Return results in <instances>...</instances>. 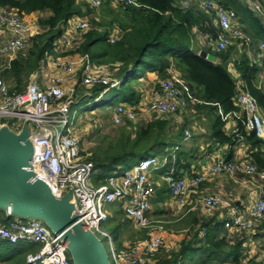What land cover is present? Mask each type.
I'll return each instance as SVG.
<instances>
[{
  "label": "built area",
  "instance_id": "1",
  "mask_svg": "<svg viewBox=\"0 0 264 264\" xmlns=\"http://www.w3.org/2000/svg\"><path fill=\"white\" fill-rule=\"evenodd\" d=\"M83 1L92 8H99L105 0ZM247 1L255 12L258 10L264 15L261 0ZM176 2L183 8L190 5V0ZM197 2L205 11L217 17L220 33L214 42L215 50L222 52L236 40L240 41L241 46L256 45L261 80L264 81V40L257 43L246 33L234 9L216 0ZM111 3L122 9L140 6L137 0H111ZM61 29L41 59L39 68L31 74L25 90L11 91L1 72L10 67L19 54H27L32 35L40 29L28 23L15 8L0 3V128L6 125L12 131L20 132L24 123L28 122L33 144L31 163L35 170L34 178L44 181L56 196L72 192L79 221L84 222L102 241V237H105L110 242L112 264H158L151 255L162 248L174 246L175 242L171 238L182 235L167 229L165 221H153L149 216L161 181L178 209L200 207L207 215L218 214L220 228L231 238L243 234V231H255L264 223V190L248 206H241L222 192L199 194L191 199L192 193H197L203 182L219 175L244 174L264 185V170L247 158L215 159L205 162L199 170L189 175L177 173L174 166L162 170L169 164L170 157L173 163L176 162L175 154L179 148L176 146L174 151L164 157L150 154L130 168L119 165L114 172L105 175L100 183L94 181L95 173L99 175L101 169L91 159V155L85 158L82 156L81 141L74 131L76 117L70 119V112L74 105L83 100L89 99L86 104H90L98 101L110 89L120 88L128 73L116 77L117 67L110 69L105 64H96L90 53L79 51L86 34L93 29L89 15H73L61 25ZM123 35L124 30L114 26L108 41L116 43ZM167 73L148 97L135 104L122 101L115 105L119 109V113L113 116L115 122H131L137 115L136 110H139L134 107L138 105L146 107L143 108L147 112L144 115L149 119L154 115L178 116L180 119L183 114L192 111L194 104L202 103L193 95L178 70L171 66ZM237 83L238 92L234 101L244 113L245 129L264 139V115L258 101L244 88L241 78ZM98 85L105 87L96 95L93 88ZM80 86L84 87L82 93L79 91ZM83 106L80 104L79 108ZM191 134V128L186 127L183 140L189 139ZM157 171H160L159 180L155 177ZM112 202H118L128 219L146 231V237H138L123 247L120 246L122 242L120 247H116L113 238L117 240V237L105 228L111 222L109 204ZM199 229V237L204 238L206 227ZM254 234H248L245 247L254 242ZM61 238L40 218H14L8 223L0 220V242L41 245L37 253L28 254L29 264H73L68 247ZM247 255L254 256L251 250ZM178 264H182L181 260Z\"/></svg>",
  "mask_w": 264,
  "mask_h": 264
},
{
  "label": "trees",
  "instance_id": "2",
  "mask_svg": "<svg viewBox=\"0 0 264 264\" xmlns=\"http://www.w3.org/2000/svg\"><path fill=\"white\" fill-rule=\"evenodd\" d=\"M105 1L113 7L112 13L115 18L107 23L105 30L98 28L90 30L79 51L90 53L96 64H105L110 69L117 67L116 77L128 73L120 88H115V95L120 96L123 101L135 104L140 99V92L133 81L147 72H156L159 77H165L168 74L167 70L173 66L182 74L193 95L202 101L194 104L196 107L194 112L203 109V112L208 114L210 124L208 142L215 146L228 147L230 153L226 159H232V149L235 145L241 141L248 142L251 144V149L250 157L247 159L264 170V139L245 129L244 116L243 119H238L237 131L228 133L225 130L226 115L240 110L234 101L238 92V79L229 70V61L235 54L236 44L230 45L222 52L204 48L203 50L217 55V63L201 57L200 50L194 47L198 32L211 34L212 39L218 38L220 28L215 16L207 11H201L202 9L196 6L179 7L176 0H137L140 6L128 7V9L114 7L111 0ZM216 1L226 7H239V4H242L239 0H233L232 5L222 0ZM0 3L15 8L23 17L33 12L40 13L37 23L41 30L32 35L27 54H19L12 61L11 66L1 72L11 91L19 92L25 90L31 74L39 68L46 51L61 33V25L73 15L85 14L82 9L84 1L0 0ZM252 19L257 24L256 35H262L264 39L262 19L256 15L255 17L252 15ZM116 23L124 30V35L118 42L110 43L108 36ZM244 54L236 61L237 73L243 81L244 88L257 99L264 113V89L257 82L261 67ZM104 87L95 86L93 91L99 92ZM79 91L83 92L80 88ZM221 109L223 113H220ZM140 125L135 132L129 131V126L125 125L117 136L104 137L107 143L97 147L91 156L103 173L104 168L110 165H134L146 156L166 148L174 138L180 139L186 128L185 124L178 130L172 131L169 127V117L158 115L146 119ZM102 179L104 174L96 179L97 183ZM12 217H4L0 214V220L6 223ZM112 220L111 217L110 221ZM199 225L207 229L204 238L199 237V228H201H197ZM172 226L169 222L166 223L167 229H171ZM120 227L118 224L113 229L119 244L123 242L120 239ZM174 227L177 231L193 229L195 232L192 236L188 235L184 238L178 248L173 246L162 248L152 254L151 258L157 260L158 264H178L180 260L182 264H226L227 262L264 264V261L258 259V255L250 257L247 255L249 250L244 244L249 238L248 234L239 233L234 238L227 236V233L222 235L219 222L212 223V220L209 221L205 217L200 218L197 212L184 216ZM256 235L253 238L261 236L259 232ZM143 237H146L145 230H142L141 238ZM40 248L41 245L35 243L13 245L2 241L0 263L29 264L28 254L37 253ZM243 258L246 259L244 263H242Z\"/></svg>",
  "mask_w": 264,
  "mask_h": 264
},
{
  "label": "rangeland",
  "instance_id": "3",
  "mask_svg": "<svg viewBox=\"0 0 264 264\" xmlns=\"http://www.w3.org/2000/svg\"><path fill=\"white\" fill-rule=\"evenodd\" d=\"M222 1L228 3V5H232L231 2L233 0H222ZM261 2L264 4V0H261ZM239 3H242V4H239V7L233 6V7H229V8L234 9L237 12L239 21L241 20L240 21L241 26L243 27V29L246 31V33L248 35L253 37L254 35L252 32L257 30V24L255 23V21H253L252 15H253V17H255V15L257 17H260L262 19L263 23H264V15H263V13H261L258 10H256V12H255L251 8V6L247 0H239ZM178 6L182 7L180 4H178ZM191 6H193V7L196 6L199 9H202L201 11L206 12L204 10V8L200 6V4H199V2H197V0L190 1L189 7H191ZM82 9H83L85 15H89L91 17L93 28H98L100 30H105L108 26L107 23L112 21L115 18V16L112 13L113 7L107 1H105L104 4L99 8H92L85 1L83 3ZM26 20L28 23H30L34 27L36 26L32 21H29L28 19H26ZM101 24L104 26H101ZM114 26H119V25H118V23H116ZM198 33L200 34V38H203V41H204L205 38L203 36L205 35V33H201V32H198ZM255 37H256V42L258 43L261 40L259 38H262L263 36L258 35ZM203 43H205V42H203ZM231 45H234V43ZM195 48L197 50L198 49L202 50L204 48L210 49L209 47L205 46L204 44H202L200 46L196 45ZM112 71L114 72L115 70H112ZM143 76L145 77L147 75L144 74ZM140 78L141 77L136 78L133 81L136 88L138 87L139 84L142 83V81L144 83H146V85H149L151 82V81L147 82V80L145 81V79H147V78H145L144 80L141 81V80H139ZM161 78H163V77L158 76V79L155 80L156 81V83L154 82L155 88L158 86L159 80ZM152 84H153V82H152ZM149 86H151V85H149ZM80 89L84 91L83 86H80ZM98 94H99V92H96V95H98ZM115 94H116L115 88L110 89L107 93L102 95L98 101L92 102L90 104H86L89 99L83 100L80 103L81 105L82 104L84 105L82 108H79L80 104L74 105L71 112H70V119H73L74 116L76 117L75 118L76 121H74V123H75V130L74 131L76 132L77 136L79 137V139L81 141L80 149H81V151H83L82 156L84 158L87 156H90V155L92 156L97 147H99L101 145H105L107 143V141H104L105 136H108V137L117 136L119 131L123 127H125V125L129 126L128 127L129 131L131 130V131L135 132L138 129L140 124L144 123L146 119H149V117H146L144 115L147 112H145L143 110V108H146V107H144L143 105H140V106L138 105L137 107H134V108L139 109V110H136L137 115L135 116V118L131 119L130 123H128V122L123 123V120L119 123L115 122V119L113 118V116L116 112L119 113L118 112L119 109H118V107H115V105H117L118 103L123 101L122 98H120V96L115 95ZM149 94L150 93L148 92V95ZM148 95L146 97H148ZM145 101H148V100H145ZM131 107L133 108V106H131ZM127 108H129V107H127ZM263 115H264V113H263ZM195 121L196 122L198 121V122L194 123ZM192 122L194 123V126L196 127V130L194 128V130H195L194 133H197V130L199 131V133L201 132L198 127L201 126L202 124L204 126L208 127V123L206 122V120H202V119L199 120V118H196V119L192 120ZM192 124H190L189 127H191ZM194 130L191 127V131H192L191 137L193 136ZM164 152H163V150H160L155 154H157L161 157H164L167 154L166 152L165 153ZM123 166H125L124 168H130L133 166V164H127V165H123ZM118 167H119V165H110L108 167H105L104 173L102 170L101 171L99 170L98 173H100V174L98 175L97 173H95V175L93 177L94 181H96V179L99 178L101 174H104V176L107 174H111ZM157 172H159V171H157ZM156 175L158 176V173ZM159 179H161V178H159ZM207 193H211V192H207ZM159 198H163V199L157 200ZM109 208L111 209L110 213L112 215L113 220L109 224L105 225V228L113 233V229L115 228V226L120 224V226H121L120 227V239L124 242L123 244H120L121 247L128 245V244H131L136 238L141 237L142 230L140 229V227L136 223H134L133 221L128 219V217L126 216V214L124 213V211L122 210V207L118 204V202L110 203ZM149 216L153 221H155V220L165 221V224L163 223L165 225V227H166V223L169 222V193H168V189L166 188L165 184L162 181H161V185L158 186L156 196L153 199V207H152V210H151V213L149 214ZM177 223H178V221L170 222L169 224L173 225L170 228H172V230L173 229L176 230L174 225H176ZM153 224H155V223H153ZM197 228H198V226H197ZM177 232H179L178 234H182V235H180L179 238H177V237L171 238V241L175 242L173 247L178 248L180 243H182V240L184 238H187L188 235L192 236L195 231L193 229H191L190 231H188V230H182L181 231L180 230ZM254 232H256V233L253 236H257L256 235L257 232H259V234L261 236L254 237L253 238L254 242L252 244H250L247 247V249L251 250L252 255H254V256L258 255L259 260L264 261V224L263 223L260 224L259 228L256 229L255 231H243L242 233L249 234V233H254ZM222 235H224L223 229H222ZM102 239H103L104 246L108 252L109 258L112 260V250H111L110 242L105 237H102ZM113 239L115 240L116 247L117 248L120 247L119 241L116 240L115 238H113ZM247 249H246V252H247ZM245 261H246V259L243 258L242 263H244ZM189 264H192V263H189Z\"/></svg>",
  "mask_w": 264,
  "mask_h": 264
},
{
  "label": "water",
  "instance_id": "4",
  "mask_svg": "<svg viewBox=\"0 0 264 264\" xmlns=\"http://www.w3.org/2000/svg\"><path fill=\"white\" fill-rule=\"evenodd\" d=\"M199 55L218 62L212 52L201 50ZM32 152L28 122L20 132L6 125L0 128V209L22 219L43 220L61 235L73 264H112L103 241L79 221L72 192L56 196L44 181L34 178Z\"/></svg>",
  "mask_w": 264,
  "mask_h": 264
},
{
  "label": "crops",
  "instance_id": "5",
  "mask_svg": "<svg viewBox=\"0 0 264 264\" xmlns=\"http://www.w3.org/2000/svg\"><path fill=\"white\" fill-rule=\"evenodd\" d=\"M211 15L215 16L216 22H217L216 15L215 14H211ZM39 16H40L39 12H33L29 15H26L25 17L29 21H32L36 25L35 26L36 28H39L41 30V27L37 23ZM252 33L254 37L257 36L255 31ZM211 36H212L211 34L205 33V35L203 36L205 40L203 41V38H200V34L198 33L197 37L194 40V47H196V45L200 46L204 44L205 46L214 50L215 49L214 42L216 41V39H212ZM259 39L263 40V38H259ZM255 40H256V37H255ZM237 41L238 40H236L234 43V45L236 44L235 46L237 49L235 51L233 58L229 61V70L236 79H239L240 76L237 73L236 61L242 56V54L246 53L248 57H250V59L253 61V63L255 62L259 63V60H258L259 51L257 50L256 45L241 46L240 42H237ZM146 75L147 76L145 77L143 76L139 80L142 81L145 78H147L145 79V81L146 80L147 82L151 81L149 84L151 86L146 85V83H144L143 81L141 84L138 85L137 89L140 92L139 100H141L142 98H145L148 95V92L150 93V91L155 86V83H156L155 80L158 79V74L156 72H147ZM257 82H258V85L264 89V81L261 80L260 73L258 74ZM194 109H196L195 106L191 112L183 114L180 119L178 118V116L169 117L170 119L169 127H171L172 131L178 130V128L183 127L185 124H186V127H189V125L193 123L192 120L196 118H199V120L200 119L206 120V122L208 123V127L202 124L201 126L198 127L201 132L199 133V131L197 130V133H194L196 130L194 123L198 122V121L197 122L195 121L191 126L193 130L195 128V130L193 131V136L191 138L184 141L183 140L184 134H183L180 139L174 138L169 143V146H167L166 148L160 149V150H163V152L165 151L166 153L168 152L171 153L172 151L175 150L176 146L179 147L176 150V154H175L176 162L173 163V158L170 157L169 164H167V166L164 167L162 170H166L168 167L171 168L172 166H174L177 173L189 175V174H193L195 170H199L205 162H211V161H214L215 159L219 160L221 157L226 159L227 155L230 153L229 152L230 150L228 147L226 146L219 147V146L212 145V143L208 142L209 139L207 135L209 133V126H210L208 114L206 112H203V109L195 110V112H194ZM220 113H223L222 109L220 110ZM243 116H244V113L241 110L235 112L234 114H227L225 117L226 119L225 130L228 133H234L236 129H238V126H237L239 125L238 119L239 118L243 119ZM220 149H223V153H220ZM250 149H251L250 143L241 141L239 144L233 147L232 159L250 157L249 156ZM179 156H180V159H179ZM157 173H158V176L156 175ZM155 177L159 180L160 171L155 173ZM263 190H264V185H262L260 181H258L252 176H248L244 174H238V175L226 174V175L216 176L214 178L208 179L205 182H203L200 188L198 189V192L192 193L191 199H194L199 194H207V192H211V193L222 192L226 195H229L231 199L235 200L241 206H248L260 196ZM168 193H169V223L174 222V221H179L181 218H183L184 216L192 212H197L200 218L205 217L209 221L212 220V223H218V222L220 223L218 214L207 215L200 207H194L191 210L178 209L174 205V200L172 199V196L169 191ZM0 214L2 216L4 215V217L13 216L12 218H10L11 219L10 221L14 220V218H19L14 215H9L5 210H2ZM170 230H172V228ZM174 231H177V230H174ZM226 264H231V262H227Z\"/></svg>",
  "mask_w": 264,
  "mask_h": 264
}]
</instances>
